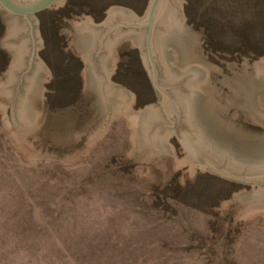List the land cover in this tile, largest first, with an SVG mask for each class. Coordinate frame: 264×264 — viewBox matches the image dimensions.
<instances>
[{
	"label": "rangeland",
	"instance_id": "374dc122",
	"mask_svg": "<svg viewBox=\"0 0 264 264\" xmlns=\"http://www.w3.org/2000/svg\"><path fill=\"white\" fill-rule=\"evenodd\" d=\"M149 1L0 8V264H264V0Z\"/></svg>",
	"mask_w": 264,
	"mask_h": 264
},
{
	"label": "water",
	"instance_id": "95a60500",
	"mask_svg": "<svg viewBox=\"0 0 264 264\" xmlns=\"http://www.w3.org/2000/svg\"><path fill=\"white\" fill-rule=\"evenodd\" d=\"M59 0H31L25 3H18L14 0H0V8L5 10L6 12L15 15V16H19L22 17L24 19H29L30 16H32L33 14L40 12L48 7H50L52 4L56 3ZM164 2V0H150L147 10H146V17H147V34H146V50L148 51L149 57L152 59L151 55H150V36H151V30H152V23L155 17V14L158 10V8L160 7V5ZM173 4L180 8V5H178V3L176 1H173ZM257 66L263 65L264 66V60H260L256 63ZM152 79L155 82L156 78H155V66L152 63ZM155 86L157 87V85L155 84ZM159 89V100H161L162 103L165 102L166 98L168 97V94L161 89L160 87H158ZM149 106H146L145 108H147ZM253 167V166H252ZM249 168L251 171H258V169L256 167L253 168ZM210 169H212L213 171H215L218 174L221 175H226L229 177H232L236 180H240L242 182L245 183H250V184H257V185H264V175H241L235 172H231L228 170H225L223 168H214V167H210Z\"/></svg>",
	"mask_w": 264,
	"mask_h": 264
},
{
	"label": "bare ground",
	"instance_id": "6f19581e",
	"mask_svg": "<svg viewBox=\"0 0 264 264\" xmlns=\"http://www.w3.org/2000/svg\"><path fill=\"white\" fill-rule=\"evenodd\" d=\"M164 3V2H163ZM163 6V5H162ZM157 16V15H156ZM155 18V17H154ZM173 26V25H172ZM178 28V27H177ZM172 29H173V27H172ZM174 31V30H173Z\"/></svg>",
	"mask_w": 264,
	"mask_h": 264
}]
</instances>
